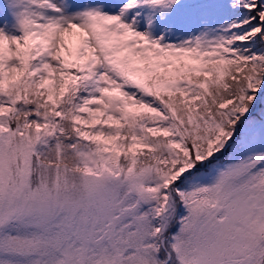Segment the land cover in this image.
<instances>
[{"label":"snow or ice","instance_id":"snow-or-ice-1","mask_svg":"<svg viewBox=\"0 0 264 264\" xmlns=\"http://www.w3.org/2000/svg\"><path fill=\"white\" fill-rule=\"evenodd\" d=\"M13 6L0 264H264V0Z\"/></svg>","mask_w":264,"mask_h":264},{"label":"rangeland","instance_id":"rangeland-1","mask_svg":"<svg viewBox=\"0 0 264 264\" xmlns=\"http://www.w3.org/2000/svg\"><path fill=\"white\" fill-rule=\"evenodd\" d=\"M57 6L62 7L64 12L72 15L75 12L83 11L86 7H95L102 3V0H54ZM18 7L13 6V0H0V29L9 36H19V24L17 21ZM260 94L258 93V99ZM256 105H253L255 107Z\"/></svg>","mask_w":264,"mask_h":264},{"label":"trees","instance_id":"trees-1","mask_svg":"<svg viewBox=\"0 0 264 264\" xmlns=\"http://www.w3.org/2000/svg\"><path fill=\"white\" fill-rule=\"evenodd\" d=\"M261 91L264 92V88Z\"/></svg>","mask_w":264,"mask_h":264}]
</instances>
